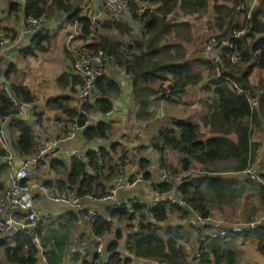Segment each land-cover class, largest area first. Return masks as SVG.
Segmentation results:
<instances>
[{
	"label": "trees",
	"instance_id": "trees-1",
	"mask_svg": "<svg viewBox=\"0 0 264 264\" xmlns=\"http://www.w3.org/2000/svg\"><path fill=\"white\" fill-rule=\"evenodd\" d=\"M150 2L154 6L149 8L148 3L142 6L141 2ZM249 0H130L129 10L134 20L140 24L137 37L131 36L130 26L123 21H113L110 18L101 23L105 29H115L119 38L102 36L97 32V24L88 16H81L78 6L69 0H24L25 17L49 18L55 13H68V21L75 22L80 28V35L87 37L94 33L93 42L86 45L88 49H103L114 55V61L125 69L132 78L133 94L137 104L136 118L148 120L151 109L150 97L159 95L160 98L181 99L188 88L199 84L202 77L193 72L188 63H181L182 55L178 53L179 46L170 42L165 43L168 36L173 33L176 38L189 39L191 34L190 20L211 17V28L216 32V38H229L235 29H245L247 38L234 41L235 49L241 54L240 63H232L227 57L228 50H224L219 60L221 76L214 78L215 63L209 60L201 61L207 68L209 92L213 93V99L206 101L205 114L201 121L208 127L212 134L203 140V133L199 126L189 120L176 119L171 125H160L157 131L150 137L153 147L160 152L159 164L172 172L177 171L169 164L163 151L166 148L173 149L184 155L180 160V167L188 171L193 163L200 164L201 174L198 176L187 175L178 184L179 192L184 205L195 212L201 219L209 218L211 209L222 203L235 201L243 192V187L233 185L234 179L224 178L212 174L215 169L207 168L214 162H226L232 171H243L250 168L258 142L252 141L254 128L260 127L264 118V77L256 84L249 80V75L254 68L264 69V0H258V8L252 10L249 18H246V10H242L244 19L236 20L237 8L243 5L245 8ZM78 22V23H77ZM131 36L128 42L121 40L122 35ZM215 34V33H214ZM48 39L47 34H33V48L44 51L43 42ZM231 51V50H230ZM229 51V52H230ZM9 67L5 77L12 72ZM78 79V77L76 76ZM79 80V79H78ZM64 83L62 76L58 80ZM169 81L167 87L161 83ZM80 80H74L73 84ZM160 84L157 89L153 85ZM235 85L242 88L238 93ZM208 87V86H207ZM8 90L23 102H34L36 95L24 85L11 82ZM168 96H165L166 91ZM94 92L98 99L93 104L83 103L79 108L69 104V97L65 95L53 96L45 100V106L60 111L68 120H74L82 127L83 136L87 139L95 137H107L108 126L103 122L95 125H86L92 112L106 113L112 107L110 96L118 92L117 85L106 75L95 81ZM259 93L257 108H250L249 98ZM86 101V100H85ZM0 117L10 118L9 128L18 132V137L12 142L15 152L21 157L32 155L38 145L36 137L28 123L15 116V107L9 100L7 92L0 86ZM232 135L234 138H232ZM115 145H111V151H115ZM4 152L0 151V154ZM100 155L106 159L109 167L108 180L112 175L121 174V166L125 164L127 154L121 150L120 161H112V157L105 148H100ZM67 165L58 159H50L51 167L66 173V182L61 181V187H69L79 196L91 194L99 198L107 191L103 185L96 182L97 176L86 172L89 163L94 167L96 174V154L86 152L87 163L70 158ZM147 163H141V170L145 171ZM143 176V175H142ZM144 177V178H145ZM262 181H250L258 188L260 206H264V173L260 175ZM236 182V181H235ZM171 183H163L155 186L157 190L169 189ZM0 188L3 187L0 185ZM166 204L158 203L153 208L137 200H132L131 210L123 204L117 208H106L105 216L97 214L89 225L91 233L98 238L113 230V219L117 222L137 219L136 229L128 233L124 238L125 250L137 259H144L153 264H181L185 256L183 245L179 242L183 229L180 226L160 227L159 222L166 218ZM181 217L187 215L182 206H174ZM76 221L73 212L67 211L62 217L53 221L58 223L59 230L50 228L46 231L41 224L16 234L12 240L13 246L7 247L4 259L11 264H36L38 247L33 241L35 235L50 249L45 252L49 264H57L61 252L69 243L71 229ZM256 229L260 233L258 249L264 254V239L260 227ZM48 231H50L48 233ZM115 240L107 246L108 256L105 260L97 262V256H92V261L82 260V264H135L132 257L122 256L119 251V240L122 232L114 231ZM245 234L230 232L229 237L216 235L205 240L202 250H208L213 255L216 263L236 264V257L241 253L238 247H233L231 237L235 238ZM96 243V242H94ZM26 246V250L25 247ZM201 250V249H200ZM201 250V251H202ZM202 258L207 260V254ZM150 264V263H148Z\"/></svg>",
	"mask_w": 264,
	"mask_h": 264
},
{
	"label": "crops",
	"instance_id": "crops-1",
	"mask_svg": "<svg viewBox=\"0 0 264 264\" xmlns=\"http://www.w3.org/2000/svg\"><path fill=\"white\" fill-rule=\"evenodd\" d=\"M69 1L79 7L81 16H88L92 21L96 22L99 35L112 37L117 34L115 38H119L115 29L101 27V23L109 19L104 7V0ZM145 3H148L149 8L154 6L147 1H144V3L141 2V5L146 6ZM255 8H258V0H256ZM24 17V0H0V31L9 32L14 38L11 47L0 56V86H9L11 82L19 83L29 88L36 95L37 101L34 108L27 109L18 118L29 124L38 142L40 137L43 139L47 136L61 134L64 130L66 120L60 111L46 107L45 100L53 96L65 95L70 99V106L79 108L83 103L88 102V104H93L98 99V94L94 92L92 97L86 101L82 100L79 96V83L73 84L74 80L79 81L74 73L76 53L80 47L91 44L95 35L91 33L87 37H82L79 26L74 24L75 22L70 23L68 21V13L58 12L46 18L44 26L48 30V39L43 42L44 51H38L33 48V35L18 36ZM210 18L190 20L191 34L187 40L175 37L172 40H168L169 36L166 39L168 42L179 46L178 53L183 56L180 62L188 63L193 71L201 75L202 79L199 84L188 88L181 99H177L176 97L172 99L160 98L159 95L150 97V118L148 120L137 119V104L135 103L133 94L132 78L117 62L114 60L111 61L106 66V76L117 85L118 92L109 97L112 102V107L109 109V112L100 113L96 111L90 115L96 123L103 122L108 126L107 137L87 139L83 136L82 129L76 131L73 138L59 143L50 154L44 156L34 166L28 169L27 177L30 182L38 183V185L44 183L52 188H60L61 181L66 182V173L51 167L49 160L58 159L63 161L67 165L68 170L71 162L68 154L76 150L94 152L96 154L97 160L95 164L97 174L94 167L89 165V163L85 169L87 173L97 176L96 182L103 185L105 191H108L112 187L113 178L117 175H120L126 181L138 175L144 176L145 174L141 170V163L145 161L147 163L145 171H148L147 177L144 176L146 182L135 187L119 190L117 201L123 204L128 200L135 199L148 204L154 194L155 186L159 185L158 179L161 170L166 169L160 166V152L153 147L150 140V137L157 131L160 125H168L176 119H184L201 125V132L204 134V138L212 135L208 127H205L201 121L202 116L206 112V101L209 102L210 99H213V93L208 90L207 68L202 65L201 61H212L215 57V49L206 54L202 53V56H199L197 53L189 55V51L193 47L198 46V48H201V45L203 46L209 35H216L215 30L211 28ZM243 19V14L237 10L236 20L241 22ZM122 21L130 26L131 36L137 37L140 24L132 18L129 8L125 12ZM131 36L125 34L120 39L128 42L129 39L131 40ZM112 38L114 39V37ZM192 43H195L193 47L190 45ZM9 67H12L13 71L6 78L5 75ZM198 67H205V69L203 71L194 70ZM62 76L64 77L63 84L58 81ZM259 76H264V69L254 68L249 75V80L256 84ZM161 84L163 87H167L169 81H164ZM159 85H153L154 89H157ZM255 95L257 98L260 96L257 92ZM166 104L169 106L166 107ZM9 119L6 120L0 117V129L4 131L9 142V148L14 153L13 160L18 165L25 157L19 156L12 147V142L18 137V132L9 128ZM263 119L261 122H263ZM256 132L254 130L251 138L252 141L258 142L259 146L250 168L254 171L259 169L257 173L261 175L264 173V132L261 134L259 131L257 132L261 136L260 139L255 138L254 135ZM232 138H234L233 135ZM112 144L115 145V151H111L110 149ZM100 148L107 150L113 162L120 161L121 150H125L127 159L125 164L121 166V174L112 175L108 180L109 167L105 164L106 159L100 155ZM0 151L4 152L1 142ZM163 156L169 164L177 168V171L173 173L177 177L178 184L186 175L191 174L194 168L198 170L202 169L200 164L193 163L188 171L182 170L180 160L184 155L173 149L166 148L163 151ZM229 165L231 164H227L226 162H214L207 165V167L218 170L213 172V175L217 174L224 178L234 179L236 182L234 181L233 185L243 187L242 194L235 201L222 203L219 206L213 207L208 220L203 222V226H201V218L184 204L170 206L166 204V218L158 224L162 228L169 225L180 226L183 229V234L179 242L183 245L186 254H191V251L193 253L201 251L203 243L210 237L216 235L229 237L230 232L245 234V236L241 235L235 238L231 237L230 239L233 247H238L241 252L236 257L238 259L236 264H264V254L258 249L260 233L256 229L260 222L253 228H246L243 225L252 221H259L261 217H264V206H260L258 188L250 183V181L255 180L251 179L245 170L232 171ZM31 170L34 172L29 176V171ZM199 173L201 174V170L200 172L195 171L194 176L199 175ZM6 182V167L0 163V185L3 187L2 189L0 188V194L6 186ZM41 194V192L35 191L33 194L27 195L26 198L33 209L45 214L46 219L41 223L45 227L44 230L47 231L49 228L51 230H59L58 223L52 222L62 217L67 211L73 212L76 219L73 226H69V229H71L69 243L66 249L61 252L60 260L57 264H82V260L92 261V256L94 255L93 250L90 253L83 251L85 249V240L82 239L83 237L87 238L90 243L95 242V239L89 233L84 214L69 209L65 204L53 202L46 198L44 194H42L43 196ZM82 202L83 204H87L86 200ZM92 206L97 214L105 216L108 203L94 201ZM174 206H182L188 211L187 215L181 217L179 211ZM113 222L119 226H124L127 229V235L136 229L137 219L133 218L123 222H117L116 219H113ZM30 228L33 227L25 230ZM114 231L113 225L112 235L107 240L101 237L100 241L104 249L105 247L107 248L111 241L115 240ZM126 235L124 234L118 241L119 251L122 253V256L132 257L124 247V238ZM35 237L38 236L35 235L33 240ZM13 238L9 235L0 238V264H11L5 261L4 255L6 248L13 246ZM103 240H105V244ZM42 248L45 252L50 249L46 245H43ZM203 253L207 254V259L213 260V255L210 251L202 250L201 255ZM132 258L135 264H153V262L144 259ZM36 264H44L43 259L39 255H37Z\"/></svg>",
	"mask_w": 264,
	"mask_h": 264
},
{
	"label": "built area",
	"instance_id": "built-area-1",
	"mask_svg": "<svg viewBox=\"0 0 264 264\" xmlns=\"http://www.w3.org/2000/svg\"><path fill=\"white\" fill-rule=\"evenodd\" d=\"M130 0H104V7L106 13L109 15L111 20L119 21L123 18L125 12L129 8ZM256 0H251V2L245 8L243 5H240L237 10L242 11L246 10V18H249L252 10L255 9ZM46 18L45 17H26L24 18L23 24L19 30L18 36H28L33 34L46 35L48 30L45 28ZM245 29H235L232 31L229 38L217 39L215 35H209L204 46L205 52H210L215 49V57L213 62L216 64L214 69V78L217 79L221 76L219 60L224 50H228L226 55L229 57L232 63H240L242 60L241 54L235 49L234 41L243 40L247 38ZM14 42L13 36L6 32L0 31V56L11 47ZM231 50V51H230ZM230 51V52H229ZM115 59L114 55L110 52H107L101 48L99 49H88L85 46H82L78 49L75 60H74V73L75 76L81 82L79 89V96L82 100H87L92 97L95 88V81L106 75V66ZM237 89L238 93H242V88L240 86H234ZM4 91L7 92L9 100L13 103L15 107V116L19 117L25 113L27 109H33L36 101L34 102H23L22 100L15 97L12 93L9 92L8 86L2 85ZM169 91H166V96H168ZM250 108L254 109L258 106L257 96L249 98ZM109 112V111H108ZM6 120L8 118H5ZM96 121L93 117H88L86 125H95ZM76 121L68 120L66 118L64 123V130L59 137H52L49 139H42L38 143L34 153L28 157H25L18 165L13 160L14 153L9 148V142L4 134V131L0 129V142L3 145L4 153L0 154V163L4 164L6 167V177L7 182L3 192L0 194V238L5 235L14 237L21 231L29 227H34L38 224H41L45 221L46 216L43 212L33 209L27 201L26 196L33 194L35 191L41 192L49 200L57 203H62L68 206L69 209L74 210L78 213H83L84 218L87 220V227L89 233L93 236L95 241L94 254L97 256L96 261L101 262L103 259L104 247L100 243L101 238L95 237L90 231V223L95 220L97 212L93 208L92 203L94 201L108 203L109 208H117L125 204L129 211L131 210L132 199L127 202L120 204L117 201V194L119 190L123 188H131L146 182V179L142 175L135 176L130 180H123L120 175H117L113 178L112 187L99 198H95L91 194H86L84 196H79L75 190L64 187H49L46 184L32 183L27 177L28 169L31 166H34L39 160L44 156L50 154L56 146L67 140L73 138L76 134V131L81 130ZM70 158H76L77 160L86 162V152L83 150H76L70 152ZM250 176L251 179L261 182L262 179L260 174L253 172L251 168L245 170ZM159 184L171 183L169 189L163 190H154V194L147 204L148 208H153L160 202L170 205H181L184 204L181 197V193L178 189L177 177L175 173L171 172L168 169H162L161 174L158 179ZM83 200L87 201V204H83ZM207 219H201V226L204 225L203 222ZM260 232L263 234L264 239V217H261L259 221H252L248 224H243L246 228H253L258 225ZM34 243L38 247L37 255L41 256L44 261V264H48L45 251L43 250L40 240L38 237L34 238ZM26 250V246L24 247ZM66 264V263H60ZM181 264H220L216 263L213 260L207 259L204 260L201 255V251H197L192 254H185L182 259Z\"/></svg>",
	"mask_w": 264,
	"mask_h": 264
},
{
	"label": "rangeland",
	"instance_id": "rangeland-1",
	"mask_svg": "<svg viewBox=\"0 0 264 264\" xmlns=\"http://www.w3.org/2000/svg\"><path fill=\"white\" fill-rule=\"evenodd\" d=\"M256 9V8H255ZM108 15V14H107ZM108 18H110L109 17V15H108ZM111 19V18H110ZM119 21H122V19L121 20H119ZM119 21H117V22H119ZM7 32V31H6ZM9 33V32H8ZM11 34V33H10ZM12 35V34H11ZM117 36V34H115L114 36H112V37H116ZM111 37V38H112ZM127 38H128V36H126ZM172 38H174V36H173V34H171L169 37H168V40H172ZM176 38V37H175ZM168 41L166 40L165 41V43H167ZM196 43V42H195ZM195 43H192V44H190V45H192V47L194 46V44ZM188 47H189V45H187ZM203 46H205V43L203 44ZM202 45H201V48H198V46H196V47H191L192 49L189 51V55L190 54H195V53H197L199 56H202V53L203 54H206V53H208V52H205L204 51V47H203ZM193 49H195V50H193ZM213 50H214V48H213ZM205 69V67H198V68H196V69H194V70H197V71H203ZM193 72H195V71H193ZM196 73V72H195ZM264 77V76H263ZM263 77H258L259 79L260 78H263ZM258 79V80H259ZM166 96V95H165ZM169 105L168 104H166V107H168ZM169 125H171L170 123L167 125V126H169ZM172 127H173V125H171ZM198 126H199V128H200V131H202V126L201 125H199L198 124ZM260 128V129H259ZM255 131H259V133L261 134V133H263L264 132V119H263V122H261V125H260V127H257V128H255L254 129ZM254 132V131H253ZM257 132L255 133V138H257V139H260L261 138V136H259L258 134H257ZM204 135V134H203ZM60 136V134L59 135H56L55 137H59ZM52 137H54V136H47L46 138H43L44 140H46V139H49V138H52ZM203 139L205 140V139H207V138H204L203 137ZM41 141H43L42 140V138L40 137L39 138V141H38V143H40ZM202 168V167H201ZM208 168V167H207ZM201 170V169H200ZM200 170H198L197 168H194L192 171H191V174L194 176V173H195V171L196 172H200ZM259 171V169L257 170H253V172L254 173H256V174H258L257 172ZM32 172H34L33 170H31V171H29V176H31L32 175ZM172 172V171H171ZM200 174V173H199ZM189 175V174H188ZM187 176V175H186ZM185 176V177H186ZM196 176V175H195ZM198 176V175H197ZM41 196H43L42 194H41ZM46 197V196H45ZM46 198H48V197H46ZM113 225H114V230H117V229H119L121 232H122V234L124 235H126V233H127V229L124 227V226H119V225H117L115 222H113ZM110 235H112V232L110 231L109 233H106L104 236H103V239H105V240H107L108 239V237L110 236ZM83 240H85V243H84V252L85 253H90L92 250H93V252H94V249H95V244H94V242L93 243H90L89 242V240L87 239V238H82ZM105 240H103V242H104V244H105ZM95 241H98V240H96L95 239ZM101 243V242H100ZM102 244V243H101ZM103 245V244H102ZM104 247V246H103ZM193 253V251H191V254ZM107 256H108V253H107V251H106V247H105V249H104V251H103V260L104 259H106L107 258ZM140 264H142V263H140Z\"/></svg>",
	"mask_w": 264,
	"mask_h": 264
}]
</instances>
